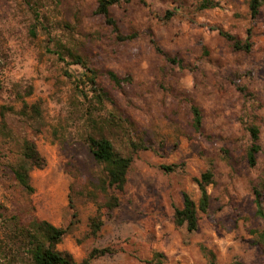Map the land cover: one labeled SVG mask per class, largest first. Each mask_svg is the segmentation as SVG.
Returning <instances> with one entry per match:
<instances>
[{
	"label": "rangeland",
	"instance_id": "374dc122",
	"mask_svg": "<svg viewBox=\"0 0 264 264\" xmlns=\"http://www.w3.org/2000/svg\"><path fill=\"white\" fill-rule=\"evenodd\" d=\"M201 1L121 0L110 15L121 36L135 38L120 42L95 14L96 0H0V107L11 109L5 132L0 117V264H28L13 233L33 219L66 230L57 250L78 264L102 248L113 254L88 264H264V219L253 204L254 188L264 196V0L256 19L249 0H212L218 6L202 10ZM219 32L250 50L234 49ZM109 71L130 82L112 85ZM24 104L39 106L40 117L17 115ZM251 124L260 146L252 168ZM88 137L132 157L122 192L101 190L104 167L89 154ZM24 139L45 160L30 172L32 195L11 174ZM206 171L210 206L188 232L174 211L184 193L198 202L194 179ZM106 194L119 205L101 210L103 226L92 236L90 219Z\"/></svg>",
	"mask_w": 264,
	"mask_h": 264
},
{
	"label": "trees",
	"instance_id": "16d2710c",
	"mask_svg": "<svg viewBox=\"0 0 264 264\" xmlns=\"http://www.w3.org/2000/svg\"><path fill=\"white\" fill-rule=\"evenodd\" d=\"M121 0H96L95 14L104 18L105 23L112 27L114 33H116V39L118 41H130L135 38V35L121 36L114 19L110 15V8L117 5ZM263 0H249V12L251 19H256L259 15V9ZM218 4L212 0H202L200 3V9H213ZM35 17L38 18L37 12ZM249 35V31L247 32ZM220 36L232 42V46L236 50L243 49L245 52L250 50L249 43L241 44L239 41L234 40L233 37L219 32ZM70 62L72 65L82 66L86 69L85 62L77 55L70 54ZM59 59L63 61V58L59 56ZM170 62L175 63L173 58L168 59ZM90 75L87 78L88 85H91L92 91L95 92L96 98L99 99L105 96L100 95L96 89L95 73L90 69L87 70ZM108 80L116 87H121L124 84L130 82L128 77L120 78L113 72L107 73ZM78 81L75 80V85ZM100 91V90H99ZM97 92V93H96ZM29 109L32 113L28 115ZM11 109L10 107H0L1 117V130H7V123L5 122V115ZM192 112V127L196 132L201 129L202 118L199 109L195 106L191 108ZM17 115L22 118H34L40 117L39 106L32 105L30 108L24 104ZM246 131L250 137V145L246 150V162L247 165L252 168L256 165V156L260 152L259 142V127L255 124L248 125ZM87 149L93 160L104 167L105 179L102 182L101 190L106 193L108 188L115 189L122 192L126 184V177L128 170L132 163V157L122 156L115 151L111 142L104 137H88ZM45 166V160L37 151L33 142L24 139L22 142L20 157L15 165L11 167V174L14 182L20 189L27 195L34 193V188L31 185L30 172L37 169L41 170ZM166 170H170V167H165ZM194 182L197 185L199 191V200L197 203L192 200L188 194H183V203L181 209L174 211V223L176 226H185L188 232H194L198 227V214L206 213L210 206V195L207 192V187L213 183V175L210 171H206L200 175L199 178H195ZM264 196L257 189H253V204L255 207V215L264 219V208L262 199ZM119 205V199L116 195H105V201L102 205L97 207V211L94 217L90 219L89 228L90 234L96 236L103 226V214L102 209L106 210V213L111 212ZM66 234V230L54 227L46 221L33 219L24 225L16 227V233H13V239L16 241V251L21 252L23 257L27 259L28 264H78L67 253H62L57 250L58 244L61 242L63 236ZM259 240L264 242V229L259 235ZM113 254L110 248L93 249L79 264H88L91 260ZM209 264H214V258L211 259ZM241 264V263H235Z\"/></svg>",
	"mask_w": 264,
	"mask_h": 264
}]
</instances>
